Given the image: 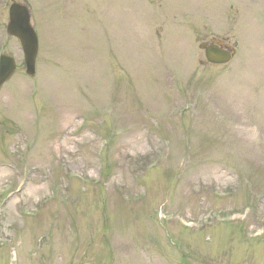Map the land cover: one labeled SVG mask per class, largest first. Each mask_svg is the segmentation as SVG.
Instances as JSON below:
<instances>
[{
  "label": "rangeland",
  "instance_id": "374dc122",
  "mask_svg": "<svg viewBox=\"0 0 264 264\" xmlns=\"http://www.w3.org/2000/svg\"><path fill=\"white\" fill-rule=\"evenodd\" d=\"M15 2L39 47L28 77L0 0V264H264V0Z\"/></svg>",
  "mask_w": 264,
  "mask_h": 264
},
{
  "label": "water",
  "instance_id": "95a60500",
  "mask_svg": "<svg viewBox=\"0 0 264 264\" xmlns=\"http://www.w3.org/2000/svg\"><path fill=\"white\" fill-rule=\"evenodd\" d=\"M7 32L19 39L27 73L31 75L34 68L37 41L29 25V15L25 7L15 5L10 8ZM205 57L210 63L221 64L228 61L229 54L219 50L215 46H208L205 48ZM13 70L14 66L12 60L4 57L0 64V86L9 79Z\"/></svg>",
  "mask_w": 264,
  "mask_h": 264
}]
</instances>
